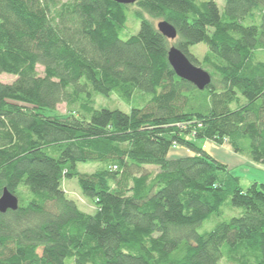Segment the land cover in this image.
Returning a JSON list of instances; mask_svg holds the SVG:
<instances>
[{"label":"trees","instance_id":"trees-1","mask_svg":"<svg viewBox=\"0 0 264 264\" xmlns=\"http://www.w3.org/2000/svg\"><path fill=\"white\" fill-rule=\"evenodd\" d=\"M223 2L0 0V75L16 77L0 82V197L19 199L0 212V264H264V184L198 144L264 166V0ZM129 14L140 30L122 40ZM173 46L209 87L176 75ZM112 94L137 106L96 108Z\"/></svg>","mask_w":264,"mask_h":264},{"label":"rangeland","instance_id":"rangeland-1","mask_svg":"<svg viewBox=\"0 0 264 264\" xmlns=\"http://www.w3.org/2000/svg\"><path fill=\"white\" fill-rule=\"evenodd\" d=\"M67 1V0H62ZM220 7V10L223 11L224 8V2L223 0H215ZM128 24L127 27L124 29V31L121 33V39L122 40H128L131 36L136 35L141 26V22L137 21L135 22V17L133 14L128 15ZM191 52L193 54H196L199 56L200 59L204 57V55L208 52V47L206 44H199L197 46H194L191 48ZM38 72L42 75L43 74V68L38 67ZM16 80V77L3 74L0 75V82L3 83H12ZM133 106H137L136 104H128L126 102H123L120 100L115 94H112L110 97H105L102 95H98L96 97V108L97 109H110V110H120L125 113H130ZM58 110L60 113L65 114L66 113V105L62 104L58 107ZM199 145H205V141H198ZM218 154L225 158V161L227 163V166L232 169V173L234 176L241 177L242 178V186L244 188H248V185L251 181H257L260 184H264V166H256L251 164L252 162L249 161L246 158H243L239 155H237L228 145H223L221 148H218ZM184 155L187 154L186 151L183 149H178L176 152H174V155ZM79 171L81 173H88L92 172L95 169L98 168V165L96 164H79L78 166ZM151 171L154 173L157 172L156 168H150ZM65 188L66 192L69 197L76 199L78 203L84 208L87 204L86 199L83 198L81 194V189L78 184L77 179H68L65 182ZM86 209V208H85ZM215 221H211L204 224V228H202L200 231H209L213 229L214 225L217 223Z\"/></svg>","mask_w":264,"mask_h":264},{"label":"water","instance_id":"water-1","mask_svg":"<svg viewBox=\"0 0 264 264\" xmlns=\"http://www.w3.org/2000/svg\"><path fill=\"white\" fill-rule=\"evenodd\" d=\"M122 5H134L138 0H113ZM159 32L169 40L177 38V30L167 21L157 23ZM168 60L175 71L176 75L181 79L193 84L200 91L205 90L212 82L211 75L203 68L193 64L189 58L177 47H171L168 53ZM19 208V199L7 189H4L0 197V212L2 214L8 211H17Z\"/></svg>","mask_w":264,"mask_h":264},{"label":"crops","instance_id":"crops-1","mask_svg":"<svg viewBox=\"0 0 264 264\" xmlns=\"http://www.w3.org/2000/svg\"><path fill=\"white\" fill-rule=\"evenodd\" d=\"M204 148L211 156H213L217 160H219V161H221L223 163H227L225 161V158L222 156V154L221 155L218 154L217 150H218V148H221V146H218V145H216V144H214L212 142L206 141L205 145H204ZM251 164L256 165V166L258 165V164H254V163H251ZM258 166H262V165H258Z\"/></svg>","mask_w":264,"mask_h":264}]
</instances>
